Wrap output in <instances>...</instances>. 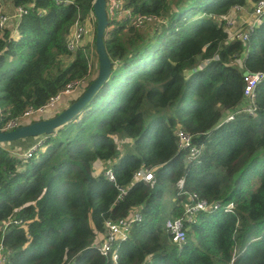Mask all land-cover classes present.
<instances>
[{"label": "trees", "instance_id": "trees-1", "mask_svg": "<svg viewBox=\"0 0 264 264\" xmlns=\"http://www.w3.org/2000/svg\"><path fill=\"white\" fill-rule=\"evenodd\" d=\"M30 1L18 35L0 33V129L71 82H92L89 45L70 54L66 44L76 23L91 21L97 58L94 0L15 3ZM257 1L124 0L132 14L163 21L144 31L109 22L111 74L90 102L29 144H39L31 158L0 144L5 264H111L99 252L105 223L136 213L128 237L112 245L118 264H264V13L245 42L225 30L227 16ZM254 72L263 75L253 115L223 122L242 106L243 75ZM178 129L193 136L197 158L177 148ZM118 140L130 142L123 153ZM97 162L107 164L98 174ZM140 170L152 181H135ZM192 194L217 207L197 213L177 245L165 224L183 215Z\"/></svg>", "mask_w": 264, "mask_h": 264}, {"label": "built area", "instance_id": "built-area-1", "mask_svg": "<svg viewBox=\"0 0 264 264\" xmlns=\"http://www.w3.org/2000/svg\"><path fill=\"white\" fill-rule=\"evenodd\" d=\"M106 1V14L109 22H125L128 27H133L137 30H143L144 28L159 24L163 20L153 15L132 14L130 10L124 6V0H105ZM237 9V8H236ZM30 12H33L32 1L27 3L17 4L15 0H0V33L8 32L9 37L15 38L18 35L19 25L21 20L27 16ZM264 13V0H259L252 5L251 17L259 18ZM254 25L253 21H250L246 30H240L232 26V22L228 19L225 21V30L227 32L228 40H237L245 42L247 40V30ZM88 29V23H76L71 31V34L67 40L66 48L70 54H74L77 50L83 47V40ZM89 59V58H88ZM88 69L91 70L90 63L88 61ZM262 73H245L243 75V87L242 98L243 103L240 108H235L232 111L226 113L223 116V122H231L237 114H246L252 116L255 108L253 105V90L256 84L261 80ZM88 80L81 79L73 81L68 84L64 90L51 97L45 105L33 108L28 107L23 113L20 119L8 120L0 129L2 132L11 131L19 126L29 124L31 122L44 119L46 116L51 118L60 112L61 105L66 103L68 106L74 100H76L87 88ZM47 118V119H48ZM177 148L180 151L186 152L187 159H195L200 154V148L193 143V136L185 132L182 129H178L176 132ZM39 145V144H38ZM37 146H33L20 154L19 157L23 159L31 158L33 152L37 149ZM104 176L112 183L116 184L113 172L110 169H105ZM135 181H142L149 183L152 181V174L148 171L140 170L134 175ZM119 199H121L126 191L119 188ZM212 207L216 208V205L207 204L205 200L199 199L196 194L188 195V202L184 206V213L181 217L176 219H170L166 222L165 228L169 233L172 243L180 245L185 241L187 226L195 223L196 214L202 211H207ZM226 210L232 209V204L225 206ZM140 219L138 213L134 214L131 218H121L115 221H106L105 233L103 240L99 246L100 254L109 258L111 264L117 263V254L111 251L112 245L115 242L125 240L133 226V223ZM19 224L20 222H14ZM6 227V225H5ZM7 250L0 244V264H5L8 257Z\"/></svg>", "mask_w": 264, "mask_h": 264}, {"label": "water", "instance_id": "water-1", "mask_svg": "<svg viewBox=\"0 0 264 264\" xmlns=\"http://www.w3.org/2000/svg\"><path fill=\"white\" fill-rule=\"evenodd\" d=\"M92 10L96 25L94 43L98 63L96 77L92 79V82L76 100L55 116L19 126L11 131H0V144L53 134L56 129L71 121L90 102L100 87L108 80L111 74L112 62L104 46V34L109 26L106 14V1L94 0Z\"/></svg>", "mask_w": 264, "mask_h": 264}, {"label": "rangeland", "instance_id": "rangeland-1", "mask_svg": "<svg viewBox=\"0 0 264 264\" xmlns=\"http://www.w3.org/2000/svg\"><path fill=\"white\" fill-rule=\"evenodd\" d=\"M251 12H252L251 9H247V10L245 9V11L243 12L244 15H239V13L237 14V17L244 16V19H239V18L233 19V18H228L227 16L225 21L229 19L232 22V26L234 28H237L240 30H246L248 28V24H250V21H252L253 19L251 17ZM232 14H230V16ZM90 22H87L88 29L86 31V34L83 40V45H89L90 55L88 56V58H89V63L91 67V79H94L98 72V63H97V58L94 56V51H93V31L91 29ZM151 29H153V26H148L144 28L143 31L151 30ZM47 118L48 117L46 116L44 119H47ZM36 142H37L36 138H33V139L27 138V139H22V140H18V141L6 143V144L9 147L7 149L11 152L12 155L19 156L20 154L24 153L28 149L29 144H32V143L35 144ZM129 145H130V142H128L127 140H118V148L121 153H123L126 146H129ZM40 150L42 151L43 148H41ZM95 173H97L96 170H95Z\"/></svg>", "mask_w": 264, "mask_h": 264}, {"label": "crops", "instance_id": "crops-1", "mask_svg": "<svg viewBox=\"0 0 264 264\" xmlns=\"http://www.w3.org/2000/svg\"><path fill=\"white\" fill-rule=\"evenodd\" d=\"M238 13H239V15H244L243 12L238 11ZM237 18H239V19H244V16H241V17L238 16V17H236L235 19H237ZM239 19H238V20H239ZM66 107H67L66 103H63V104L61 105V109H60V111L63 110L64 108H66ZM128 142H129V141H128ZM3 146H4L5 148H9V147L7 146V144H3ZM105 167H107V164H105V163H103V162H97V163L95 164V166H94V170H96V171H97L96 174H98V173L101 172L102 169H104Z\"/></svg>", "mask_w": 264, "mask_h": 264}]
</instances>
